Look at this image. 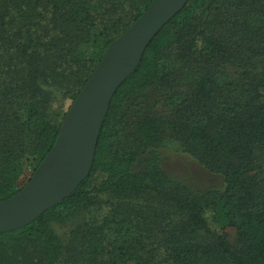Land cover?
Listing matches in <instances>:
<instances>
[{
  "label": "trees",
  "instance_id": "obj_1",
  "mask_svg": "<svg viewBox=\"0 0 264 264\" xmlns=\"http://www.w3.org/2000/svg\"><path fill=\"white\" fill-rule=\"evenodd\" d=\"M150 2L0 0V202L29 181L108 45ZM56 98L68 104L52 124ZM166 140L223 187L194 191L170 176L158 150ZM117 217L134 232L124 244L107 229ZM125 258L264 264V0H187L114 92L88 176L31 223L0 232V264Z\"/></svg>",
  "mask_w": 264,
  "mask_h": 264
},
{
  "label": "water",
  "instance_id": "obj_2",
  "mask_svg": "<svg viewBox=\"0 0 264 264\" xmlns=\"http://www.w3.org/2000/svg\"><path fill=\"white\" fill-rule=\"evenodd\" d=\"M187 0H151L141 15L107 47L66 111L51 150L25 186L0 202V232L21 228L59 204L91 169L101 124L118 86L137 67L162 26Z\"/></svg>",
  "mask_w": 264,
  "mask_h": 264
},
{
  "label": "rangeland",
  "instance_id": "obj_3",
  "mask_svg": "<svg viewBox=\"0 0 264 264\" xmlns=\"http://www.w3.org/2000/svg\"><path fill=\"white\" fill-rule=\"evenodd\" d=\"M89 48L88 44L79 47V52H86ZM64 104V107H62ZM68 101L63 103L58 98L53 101L48 110V118L52 124H57L61 120L62 111L66 109ZM160 152L162 167L172 177L182 181L192 190L206 191L210 188L223 187V179L220 175L209 172L202 164H200L195 158L187 154L182 150V147L176 140H166L161 144L158 149ZM143 159L138 162L136 168L142 167ZM97 179H99L97 177ZM110 215L109 207L98 210L96 217L99 219L102 216ZM216 219L220 227L225 228L229 239L233 238L234 230L226 227V221L222 212H216ZM72 229V224H68L60 229L61 239L63 243H66L68 239V233ZM110 239L117 240L118 244H124L130 241L134 237L133 230L125 223L123 217H117L113 223L109 224ZM119 264H134L132 259L125 258L120 261Z\"/></svg>",
  "mask_w": 264,
  "mask_h": 264
}]
</instances>
